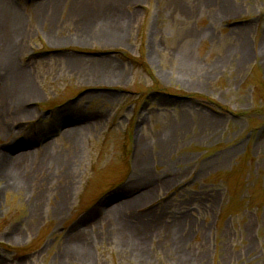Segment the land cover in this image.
I'll list each match as a JSON object with an SVG mask.
<instances>
[{"label": "rangeland", "instance_id": "obj_1", "mask_svg": "<svg viewBox=\"0 0 264 264\" xmlns=\"http://www.w3.org/2000/svg\"><path fill=\"white\" fill-rule=\"evenodd\" d=\"M0 7V264H264V0Z\"/></svg>", "mask_w": 264, "mask_h": 264}, {"label": "bare ground", "instance_id": "obj_2", "mask_svg": "<svg viewBox=\"0 0 264 264\" xmlns=\"http://www.w3.org/2000/svg\"><path fill=\"white\" fill-rule=\"evenodd\" d=\"M6 3H9V0H0V5L1 6H3L4 4H6ZM0 20H2V18H3V14H2V10H1V7H0ZM40 17H41V15H39ZM53 16V15H52ZM51 16V17H52ZM88 17V16H87ZM59 20H57V18H55V16H54V18H53V20H52V25L54 24V26L55 25H57V28H59L60 27V24H59V22H58ZM53 29L55 30V27H53ZM94 29V26H92L91 28H88V27H86V30H85V33H84V35H87L86 37H88V36H90V34H91V36H95V33H94V31L92 32V30ZM84 29H82V31H83ZM82 31H81V33H82ZM48 35H50V36H52V33H51V31H49L48 30V33H47ZM16 37H18V39L20 40V39H23V36L20 34V33H18L17 34V36ZM82 37L84 38V36L82 35ZM50 38V37H49ZM2 45H4L3 43H1ZM19 46H22V44L20 45L19 44ZM16 51H18V49H17V46H16V44H14L13 45V47H11V48H9V50L8 51H6V53H4V54H2V53H0V61L2 62V63H4V65L7 67V70H8V72L10 71V69L12 68V61H11V59L13 60V59H15V57H16V53L15 52ZM8 54V55H7ZM2 56H3V61H2ZM13 57V58H12ZM12 70V69H11ZM13 72V71H12ZM12 72L10 71V75L12 76ZM24 71L22 70V69H20L19 71H14L13 72V81L11 80V85H13L15 82H16V80L17 81H19V84H20V88L21 89H25V88H28V86H29V84H30V82H28L29 80V77H28V75H25L24 73H23ZM28 78V79H27ZM18 84H16V85H13L12 87H16ZM30 87H31V85H30ZM21 97V96H20ZM19 97V98H20ZM21 99V98H20ZM17 107L16 108H14L13 109V111H9V110H3L2 111V115H13V116H15L16 114H19L20 112H22V109L21 108H19V106L18 105H16ZM9 162L10 161H8V162H5V163H3V164H1L0 163V166H2L1 167V169H2V171H7V166H8V164H9ZM107 201V204L109 203V200H106Z\"/></svg>", "mask_w": 264, "mask_h": 264}]
</instances>
